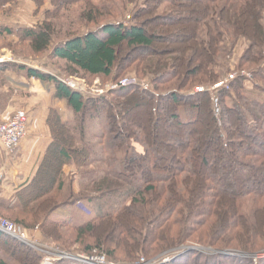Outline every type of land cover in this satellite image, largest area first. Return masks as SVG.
I'll list each match as a JSON object with an SVG mask.
<instances>
[{"label":"trees","instance_id":"1","mask_svg":"<svg viewBox=\"0 0 264 264\" xmlns=\"http://www.w3.org/2000/svg\"><path fill=\"white\" fill-rule=\"evenodd\" d=\"M16 1L0 0V8ZM35 2L41 9L47 0ZM49 2L54 11L19 29V43L34 55L50 52L71 77L116 80L133 68L152 79L154 92L132 86L85 99L51 74L14 66L54 83L55 98L66 102L74 119L64 122L51 110L52 142L42 162L32 181L9 202L0 200V208L26 214L15 221L27 231L42 222V236L64 247L50 229L72 231L82 253L98 250L115 264L151 261L175 249L171 262L157 264H264V102L243 93L251 81L264 92V0H145L128 24H103L113 4L109 14L88 2L65 32L52 19L69 3ZM90 26L98 29L82 34ZM241 38L250 47L237 70L255 67L252 79L239 77L219 93L217 117L211 96L190 90L219 82L217 70ZM158 43L165 49L157 51ZM127 108L144 113L132 117L125 133ZM168 121L174 129L169 135L155 129ZM97 164L101 169H86ZM68 167L78 170L71 182ZM18 242L0 233V264L42 263L36 250L14 248ZM188 243L228 253L179 250Z\"/></svg>","mask_w":264,"mask_h":264},{"label":"rangeland","instance_id":"2","mask_svg":"<svg viewBox=\"0 0 264 264\" xmlns=\"http://www.w3.org/2000/svg\"><path fill=\"white\" fill-rule=\"evenodd\" d=\"M66 3H69V5L67 7L60 5L59 7V13L58 15L60 16L59 19H52L53 23L55 24L56 27L61 28L63 30V32H65L69 26L71 21L75 18V16L77 15V13H80L83 8L88 4V2L92 3L93 5H97L101 8H105L108 9L106 11L110 12L113 11V6H114V13L111 14V16L106 17L105 21H103V24L105 23H130L132 21V17L134 16L136 10L138 8H140L144 3L145 0H134L133 3H129L125 0H78V1H68L65 0ZM20 2L19 0L16 1L17 4L11 3V4H6L4 6H2L0 8V20L2 21H7L8 18H10L11 15H15V17L17 18V20L21 21L23 19H31L32 22L34 20L35 25L38 24L39 22H42V20L45 19L46 15L45 12L47 10H52L54 11V8L51 6V3L46 2L48 4L45 3V5L39 9L37 7L36 11H34V13H30L29 9H26V7L23 5V3L21 5H19ZM14 4V5H12ZM113 4V6H111ZM12 5V6H11ZM15 6V7H14ZM30 7V5L28 6V8ZM98 29L95 26H90V28L88 29L87 27H84L82 30V34L86 33L87 31H94ZM62 37H64V34L61 35V39ZM18 38V37H17ZM250 47V42L247 39L241 38L239 39V41L236 43V45H234L233 49H231V54L229 53L227 55L226 61L225 63L222 65V68L219 70H217V72L219 73V81L224 80L229 74L231 73H236L238 72L237 70V62L239 61V59L241 58V56L246 52V50ZM154 48L157 51H161L165 49V44H156L154 46ZM154 49V50H155ZM126 52H123L121 54V57H125L128 56ZM137 55V54H135ZM8 56V58H7ZM0 59H4V61L0 64H7L10 66H6L4 67L5 69H0V120L8 117L9 115H11L12 112H15L16 110H26L29 112V114L31 115V111L32 108L38 106V104H36V106L33 107L34 103H36V101L32 98V93L30 91L31 86H28L27 83H23V87L17 88V85L14 86V84L16 83V79H14L16 77V75H21L22 70H16L15 68L13 69L14 66L18 67V66H25L27 68H34L38 71L41 72H45L48 74H51L53 76H55L57 79L61 80V81H65L69 78H72L71 76H69L66 72V64L63 61H59L56 60L54 58L51 57L50 52L46 53V54H42V55H34L31 53L30 49H29V45L25 42L19 43V38L17 40H12L10 37H3L0 35ZM251 68H255L251 65H247L245 66V69L243 70L244 72H246L248 74V76L244 77L247 79H252V75L251 73H253V70H250ZM7 71H9L7 73ZM24 73L22 75H24L26 77V79L29 77L27 76V72L23 71ZM242 72V71H239ZM251 72V73H250ZM13 76V78H11ZM127 77H137L140 80H147L150 82L151 87H152V91L150 92H154V87L152 84V79L150 77H141L139 76V74L137 72H135V70L132 68L131 70H127L126 72H124L122 75L116 77L114 80L113 78L110 79H106V78H90V77H85L84 75L80 74L78 76H75L74 78H77L78 80H80L85 86H87L88 88H98V89H106L107 86L111 83H118L121 80H124ZM9 79V80H8ZM114 80V81H113ZM213 83H201V84H197V85H193V87H191L192 89L190 90L191 93L194 92V90L196 88L202 87V86H209ZM264 88V85H262ZM109 93V92H107ZM104 94L102 96L107 95ZM244 95H246L249 99H251L252 101L255 102H264V92L263 90H258L257 88H255V86L252 84V81L248 84H246V87L244 89ZM234 95V92H233ZM88 96H85V99ZM229 102V101H228ZM232 102H229V105H231ZM218 106L220 108V114L219 116H221V105L219 103V99H218ZM214 110V107H213ZM128 111V116H127V122H128V126L126 128H124V132L127 133L129 131H131V120L132 117L138 115V114H142L144 113L143 109H131V108H127ZM215 112V110H214ZM216 115V113H215ZM217 116V115H216ZM217 116V117H219ZM129 118V119H128ZM154 125V124H153ZM152 125V127H153ZM91 126V125H90ZM96 126L95 124H93V126L90 128L89 134H91L92 132L96 131V128L94 127ZM159 133L160 131L162 133H164L165 135H169L170 131H173V127L171 126V122L168 121V123H161L159 126H157V128H155ZM244 146H249L248 143H246ZM118 157V156H117ZM121 159V157H118ZM9 162H11V160H9ZM221 165V163H220ZM121 166V165H119ZM222 167L227 168V165L223 162L222 163ZM88 169V171L92 172V171H97L99 169H101L100 165H94L91 168H86ZM121 168L119 167V171ZM66 170V179L71 182V177L73 173L78 172V170L76 169H72L70 167L65 168ZM224 172V171H223ZM18 176V175H16ZM73 178V177H72ZM75 186L78 187L77 182L75 183ZM17 190V186L13 183H11V180H7L2 186H0V200H6L7 202H9L10 200L13 199L14 193ZM0 215L2 217H4L5 219L9 220L12 223H16V217L20 218H24L27 217L26 214H24L23 212L20 211H5L4 209L0 208ZM27 221V220H26ZM31 221L28 220V223H30ZM42 222L41 224H39L36 228L34 229H30V230H25L24 227L20 226L19 224H17L18 226L22 227L28 234H29V238L30 239H34L38 242H40L43 245H48V246H55L58 248H61L62 250H66L69 252H73V253H82V249L83 246L79 245V244H75V240L76 236L74 235V233L72 231L69 230H62V232H58L55 231L56 229L52 228L51 230H54L53 234L62 239L64 246H62L59 243H54L51 240H47L42 236L41 233V226H42ZM31 225V224H30ZM6 235V234H5ZM73 240V241H70ZM19 244L15 245L14 248H22L20 247L22 244L20 241L18 242ZM180 251H187V250H199V251H203V252H213V253H228V251H221L218 249H214L211 247H204V246H200V245H196L194 243H188L185 244L184 246H180L179 247ZM95 251L97 253L98 250H94V254ZM176 249L170 252H175ZM168 252H165L159 256H157L156 259H158L159 257L162 258L165 256V254H167ZM119 256H123V254L119 253ZM239 256L242 257H248L246 254H243L241 252H239ZM257 257V256H256ZM259 257V256H258ZM144 258V257H142ZM154 258V260L156 261V259ZM123 259V258H122ZM146 259V258H145Z\"/></svg>","mask_w":264,"mask_h":264},{"label":"built area","instance_id":"3","mask_svg":"<svg viewBox=\"0 0 264 264\" xmlns=\"http://www.w3.org/2000/svg\"><path fill=\"white\" fill-rule=\"evenodd\" d=\"M4 59H0V64ZM248 74L244 71L229 74L224 80L209 86L196 88L193 93L202 94L208 93L211 96L213 107L217 116L220 114L218 106V96L221 91H230L232 83L239 77H246ZM72 90L80 92L88 97H99L109 91L118 90L136 86L145 91H152L149 81L140 80L137 77H127L118 83H111L106 89L88 88L77 78H69L63 81ZM30 114L26 110H16L8 117L0 120V148L7 156H12L14 152L21 146L23 141L28 137V124ZM5 183V172L0 170V186ZM0 233L6 234L9 237L20 241L22 244L36 250L42 255L43 261L41 264H60L62 261L70 260L80 264H115L108 260L104 254L89 255L85 253H70L66 250L55 246L43 245L40 242L30 239L29 234L20 226L10 222L0 215ZM176 252H168L164 257L155 260L147 261L141 258L138 264H157L159 262L169 263L174 259Z\"/></svg>","mask_w":264,"mask_h":264},{"label":"crops","instance_id":"4","mask_svg":"<svg viewBox=\"0 0 264 264\" xmlns=\"http://www.w3.org/2000/svg\"><path fill=\"white\" fill-rule=\"evenodd\" d=\"M19 1V5L23 3L26 9L30 10V13L36 11L37 6L35 0ZM14 4L17 3L15 2ZM29 5L30 7L28 8ZM31 19L28 20L26 18L19 21L13 14L7 21L0 20V35L3 37H10L12 40H17V31L19 29L35 25L34 20L32 22ZM8 72L9 71H7V73ZM23 73L22 71L21 75H16L14 78L16 79L14 86L17 85V88L23 87L25 81L28 86H31L30 91L33 96L32 98L36 101L33 107L36 106V104H38V106L35 107V110L32 108L28 124V137L23 141L16 152H14L12 156H7L3 149L0 148V170H4L5 172V182L11 180V183L15 184L17 188L28 185L32 181L52 142L51 133L47 125L51 110H56L64 122H72L74 119V113L67 106L66 102L59 101L55 98L56 87L54 83H47L34 78L26 79V77L22 75ZM11 78H13V76ZM9 160H11V162H9Z\"/></svg>","mask_w":264,"mask_h":264}]
</instances>
